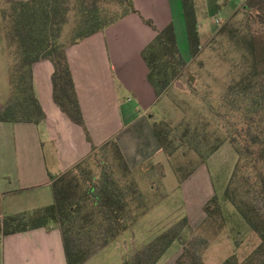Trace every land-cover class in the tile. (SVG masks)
<instances>
[{
  "label": "trees",
  "instance_id": "trees-1",
  "mask_svg": "<svg viewBox=\"0 0 264 264\" xmlns=\"http://www.w3.org/2000/svg\"><path fill=\"white\" fill-rule=\"evenodd\" d=\"M230 1L223 0V5ZM72 2L80 9L77 26L82 32L63 46L58 41L55 27L57 31L61 30ZM106 3H114L118 8L105 7ZM245 3L247 6L243 11L264 23V0H246ZM10 4V12L5 11V20L8 22L5 28L15 52L9 100L0 108V121L39 123L45 119L46 114L35 92L33 66L38 61L49 59L55 68L52 74L54 101L73 122L83 126L90 140L67 57V46L105 29L130 12H138L133 0H13ZM182 4L190 50L196 55L200 46V32L195 0H182ZM144 20L157 29L151 19ZM157 31L155 39L143 50V56L149 67V81L160 96L181 75L187 61L177 45L174 25L169 24ZM241 45L244 53L235 67L242 69L243 73L230 84L226 98L231 110L243 111L247 118L245 127L239 130L232 121H227V127L231 130L229 139L239 159L225 195L259 236L260 242L243 259L234 253L221 264H264V34L244 36ZM254 115H259L260 120L257 121ZM153 127L163 150L168 157L171 156L172 152L168 148L176 138H169L170 130L166 129L167 126L162 128L158 119L153 122ZM190 130L191 127H187L184 135ZM199 135L195 134L194 138L198 139ZM203 135L202 138H208ZM221 143L208 146L207 155L218 150ZM109 146L122 160L127 173L135 174L118 144L109 141L95 148L89 158L53 181L55 201L52 205L36 210L31 216H6L0 221V229L8 234L32 227L58 225L63 234L68 264H84L101 246L118 239L148 211L146 196L135 180L131 179L122 187L109 173L101 178L90 176L86 180L88 188L80 193V179L74 173L84 162L94 159L101 148ZM145 166L141 171L145 172ZM150 167L153 164L150 163ZM192 172H188L185 178ZM204 210L206 218L203 224H216L219 216L223 215L216 195L205 202ZM183 225L191 231L195 230L186 216ZM181 230L182 227L177 226L167 229L144 247L134 248L119 264H156L173 241L182 240ZM93 231L103 237L102 244L91 238ZM203 242L206 247L208 238H204ZM182 243L184 249L177 260L178 264H206L203 250L195 247L197 244L194 239L182 240Z\"/></svg>",
  "mask_w": 264,
  "mask_h": 264
},
{
  "label": "crops",
  "instance_id": "crops-1",
  "mask_svg": "<svg viewBox=\"0 0 264 264\" xmlns=\"http://www.w3.org/2000/svg\"><path fill=\"white\" fill-rule=\"evenodd\" d=\"M133 3L138 12H130L105 29L67 46L90 140L83 126L73 122L54 101L53 62L45 59L34 64L35 92L46 117L39 123L0 121V221L13 214L31 216L52 205L53 181L109 141L118 144L133 172L146 164L164 166L168 162L153 127L157 119L153 108L162 95H157L149 81L143 50L155 39L157 29L169 24L174 25L177 37L181 32L188 39L183 4L182 0ZM237 11L238 8L232 15ZM144 18L151 19L157 29ZM204 29L199 20L200 36ZM207 195L199 201L183 202L185 216L194 228L206 218L204 204L211 198L209 188ZM139 228L137 219L125 232L136 238ZM182 252L183 244L175 240L156 264H178ZM0 264H68L60 227L51 224L8 234L0 229Z\"/></svg>",
  "mask_w": 264,
  "mask_h": 264
},
{
  "label": "rangeland",
  "instance_id": "rangeland-1",
  "mask_svg": "<svg viewBox=\"0 0 264 264\" xmlns=\"http://www.w3.org/2000/svg\"><path fill=\"white\" fill-rule=\"evenodd\" d=\"M11 1L0 0V108L9 100L14 63L15 47L10 45L5 28L8 25L5 11L10 12ZM242 1L231 0L223 5V0H195L199 20L205 27L196 55L191 53L185 34L179 32L177 45L187 66L153 108L162 128L167 126L166 129L170 130L169 138H176L173 145H169L172 155L168 157V162L164 166L155 163L157 165L150 167L147 164L145 172L140 169L134 171L135 174L127 173L122 160L109 146L101 148L94 159L87 160L74 172L80 179V193L88 188L86 180L90 176L101 178L109 173L122 187L131 179L135 180L148 203V211L138 218V236L130 237L129 232H125L107 246H101V251L95 253L88 264H119L134 248L144 247L162 232L176 226L182 227L183 241L194 239L195 247L203 250L206 264H221L234 253L243 259L259 244V236L225 195L239 159L229 139L231 130L227 127V121H232L239 130L245 127L247 118L245 112L231 110L226 91L243 73L235 64L244 53L241 45L244 36L264 34V23L254 15L245 13L243 9L247 5ZM74 3L70 5L61 30L57 31L55 27L58 41L63 46L82 32L77 26L80 9ZM102 4L105 5L104 2ZM106 5L110 9L118 8L114 3ZM237 8L238 11L232 15ZM254 117L257 121L261 118L259 115ZM187 127H191V130L184 135ZM195 134L201 135L195 139ZM203 134L208 138H202ZM220 141L222 145L219 149L207 155L206 148ZM191 170L190 178H185ZM208 188L210 197H218L223 215L219 216L216 224L204 223L191 231L183 225V202L206 198ZM251 196L254 194L251 193ZM93 234L91 238L102 244L103 237L96 235L95 231ZM204 238L209 240L206 247ZM182 240L179 241L182 243Z\"/></svg>",
  "mask_w": 264,
  "mask_h": 264
}]
</instances>
